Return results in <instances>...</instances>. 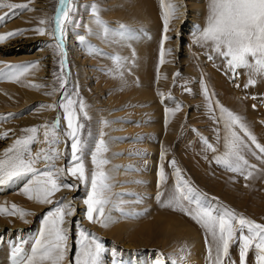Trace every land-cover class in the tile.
<instances>
[{"label":"rangeland","instance_id":"obj_1","mask_svg":"<svg viewBox=\"0 0 264 264\" xmlns=\"http://www.w3.org/2000/svg\"><path fill=\"white\" fill-rule=\"evenodd\" d=\"M36 1L0 0V3L28 4L29 8L33 9L31 11L0 9V16L9 13L6 22L0 24V35L14 31L23 32L21 35L0 42V72L7 71L6 65L27 66L33 63L38 65L29 69L16 82L6 78L0 79V118H4L0 119V128L4 130L3 137L6 135L5 139L9 138V141L12 140L14 143L15 139L30 135L24 129L37 127L38 142L31 145L35 155L42 149L45 151L49 149V145L44 142L45 128L41 126H49L50 131L51 125L59 117L61 157L55 161V167L62 169L72 167L75 162L71 160V139L63 134L67 131V121L59 104L64 99L65 93L77 102L83 100L88 118L79 111L78 103L75 109L79 122L84 125L81 133V140L85 144L82 158L88 180L81 181L66 173L60 182L74 187L62 188L56 192L51 197L53 201L51 204H40L24 194L23 189L29 177H23L11 187L0 199V208L7 210L11 209L12 205H16L18 209L31 215L21 219L18 214H0V264H13V252L16 248L22 247L27 254H30L31 246L43 227L46 214L59 202L71 203L75 209L72 216L66 217L64 225L69 236V252L64 264H74V257L79 254L81 229L86 230L103 245L105 251L102 255V264H137L135 260L139 261L141 258L148 259L153 264H158V260L167 264H189L185 257L178 253L180 249L174 248L176 241L173 238L160 232L153 233L158 212L171 214L174 219L190 218L189 215L171 207H157L163 192V186L159 182V168L163 167L166 177L173 179L174 188L176 175L171 164L173 160L176 161V167L180 169L182 178L203 194L207 204L218 211L228 209L238 216L264 224V179L252 177L246 180L243 175L226 170L216 163V154L210 150L206 151L203 143V138H207L217 148V154L222 155L225 152L227 130L224 127V120L220 119L219 106H222L241 117L242 123L256 137V141L264 146V98L258 95L256 83L244 84L245 79L252 78L255 74L248 68L230 67L226 58L219 56L209 47L197 43L199 32L206 27L210 0H168L166 3L176 5L179 11L175 18L170 20L167 33L164 31L163 14L155 17L159 20L154 19L156 21L154 26H147L141 22L134 24L129 21L131 15L129 8L120 7V0L116 4L120 12L111 19L112 21L105 14L102 15L104 20L102 18L101 20L110 30L107 38L102 35V26L96 23L92 13L94 3L91 1L94 0H89L92 3L91 7L84 8L82 1L85 0H73L75 11L70 14L71 23L66 25L64 45L67 51V47L73 42L76 55L74 54L70 65H66L63 72L59 64L62 57L58 50L50 47L56 43L51 30L59 0H47L44 8L36 7ZM98 1L102 2V0ZM124 3L126 4L127 1ZM42 19L48 23L41 25L39 21ZM120 25L131 30V38L122 39L118 35ZM38 27H44L46 33L40 35L34 31ZM165 35L168 37L167 40H164ZM81 36L84 37L83 42L80 40ZM161 44H163L164 57L172 59L170 66L174 67L173 72L161 73L162 66L166 64L165 62H169L164 60L165 62L157 67L151 86H137L136 90L144 88L143 90L151 91L155 96V102L150 99L141 101L143 112L139 111L136 114L138 124L135 127L138 129H135V135L138 136L125 135L130 132L121 131V136L124 135L125 139L129 140L122 147L112 149L110 147V142L113 141L112 134L118 131L120 123L112 116L106 115L109 111V96L105 93L99 94L95 89V76L92 74L97 73L100 77L102 75L107 77L112 67L116 70L113 57L120 56L127 63L123 66L122 75L116 70L114 80L118 83L130 80L129 84L135 83L136 79L132 78L131 71L145 59L148 53L144 55L143 52L151 51L160 56ZM209 56L212 59H209ZM79 65L83 67V76ZM59 76H63L66 81L63 89L60 87ZM258 76L264 80V75ZM32 85L41 87L36 88ZM205 85L211 96L212 112L209 111V100L204 95ZM54 89L55 92L52 94ZM23 91L24 95L28 94L29 97L25 98ZM225 97L236 100L238 106L236 103L235 107L227 102ZM1 103L9 109L2 108ZM53 104L57 105L55 109L47 107ZM239 104L243 107V111L239 110L242 108ZM145 105L154 108L156 106L158 114L160 111L164 113L165 110L171 109L173 116H170L168 123L163 120L159 125V122L158 124L156 122L159 117L150 118L149 108ZM177 105L182 107L179 111H174ZM150 108L153 111L152 107ZM97 110L105 113L103 118L98 116ZM129 111L128 107L124 112ZM248 116L251 118L249 119ZM154 121L155 128L151 126ZM126 122L132 121L127 119ZM98 126L103 129L99 135ZM234 130L238 135L240 134L245 145L243 155L249 164L256 165L253 171H256L260 165H263L264 171V162L258 158L264 154L259 152L238 126ZM102 133L104 134L101 135ZM120 133L118 131L117 134ZM101 139L107 147V151L101 157L107 161L103 171L108 176L109 184L107 203L104 205V216L110 218L107 227L87 219L85 204L91 193V176L96 170L92 162V154L95 153ZM121 149L125 150L120 152ZM153 150L156 156L152 155ZM204 154L206 157L203 156ZM151 156L156 157L155 166H151ZM201 160L205 161L204 166L201 165ZM35 167L44 170L47 165L41 160ZM149 169L155 175L154 191L147 190L149 184L147 178L152 173ZM199 176L204 177L205 184ZM156 207L159 210H155ZM168 226L166 225V228ZM204 240V246H207V240ZM238 260H240L239 243L234 240L230 246L229 258H225L224 264H232V262L239 264ZM253 262L257 264V253L254 248L246 257V264Z\"/></svg>","mask_w":264,"mask_h":264},{"label":"snow or ice","instance_id":"obj_2","mask_svg":"<svg viewBox=\"0 0 264 264\" xmlns=\"http://www.w3.org/2000/svg\"><path fill=\"white\" fill-rule=\"evenodd\" d=\"M161 5L163 8L164 31L167 33L170 20L175 18L179 9L174 4H166L165 0H161ZM4 8L33 10L29 8L28 4L0 3V9ZM74 11L73 0H59V7L56 9V15L53 18L54 26L51 32L56 43L50 45V47L58 50L59 55L62 57L59 61L62 72L67 64L64 34L66 25L71 23L70 14ZM92 13L96 23L102 26V35L107 38L110 30L100 19L96 6L92 7ZM14 14L13 12L12 15ZM8 16L9 13L7 12L0 16V24L5 23ZM39 23L44 25L48 22L42 19ZM34 31L40 35L46 33L44 27H38ZM21 34L23 32L14 31L6 35H0V42ZM118 35L122 39H129L131 38V30L124 25H120ZM167 39L168 37L165 35L164 40ZM80 40L83 42L84 37L81 36ZM197 43L209 47L219 56L226 58L232 68L244 67L252 70L255 75H264V0H210L206 27L199 32ZM164 55L163 44H161L160 64L165 62ZM113 59L116 70L122 75L123 66L127 61L120 56H115ZM209 59H212V57L209 56ZM37 66L36 63L27 66L6 65L7 71L0 72V79L6 78L9 81L16 82L29 69ZM109 74L113 73L109 72ZM58 79L60 80V87L65 88L66 81L64 77L59 76ZM249 82L255 83L252 79ZM32 86L41 87L40 85ZM54 92L55 89L52 94ZM204 95L209 100V111L212 112L213 105L206 85ZM77 103L79 104V111L83 113L85 118H88L83 100L77 102L65 93L64 99L59 104L67 121V131L63 134L71 139V160L75 162L74 166L66 169L55 167V161L61 157L59 145L62 143L60 139V119L58 117L51 125L50 131L48 130L49 126H41L45 128L43 136L44 142L49 145L47 151L42 149L33 155L31 145L38 142L39 129L37 127L24 129L30 135L15 139L14 143L4 151L3 158H0V185L29 177L23 189L24 194L30 200L34 199L40 204H51L53 203L51 197L56 192L62 188L74 187V185L60 182L66 173L81 181L88 180L82 158L85 144L81 140V133L84 125L79 122L77 116L75 109ZM216 103L218 105V102ZM47 107L55 109L57 105L53 104ZM181 107V105H177L174 111H179ZM219 110L221 113L220 119L224 120V127L228 132V135L225 136L226 150L222 155L217 154V148L207 138H203L205 150H210L216 154V163L226 170L241 174L246 180L251 179L256 165L249 164V161L243 155L245 145L234 128L238 126L261 154H264V146L256 141V137L242 123L241 117L222 106H219ZM0 138H7V136ZM105 151H107V147L101 139L95 153L92 154V162L96 170L91 176V193L85 200V204L87 205V219L90 222L100 223L102 226L107 227L110 218L104 216V205L107 203L109 184L107 182L108 176L103 171V166L107 161L101 158ZM258 158L264 162V155ZM41 160L47 165L44 170L35 167ZM171 164L175 169L176 183L164 206L189 215L205 230L206 239L208 236L211 237L208 247L210 264H224L225 258H229L230 246L234 240L239 243V264H246L248 252L253 248L257 253V264H264V224L238 216L234 211L228 209L218 211L215 207L207 204L203 199V194L199 193L182 178L180 169L176 167V161H171ZM166 180V174L163 167H161L159 182L163 185ZM74 212L75 209L71 203L59 202L54 209L46 214L43 227L31 246L30 254H27L22 247L16 248L13 252V264H64L69 252L68 230L64 225L66 217L72 216ZM0 214H18L21 219L31 215L29 212L18 209L16 205H12L11 209L7 210L0 208ZM104 251L103 245L95 237L90 236L86 230L81 229L80 251L74 257V264H102Z\"/></svg>","mask_w":264,"mask_h":264},{"label":"bare ground","instance_id":"obj_3","mask_svg":"<svg viewBox=\"0 0 264 264\" xmlns=\"http://www.w3.org/2000/svg\"><path fill=\"white\" fill-rule=\"evenodd\" d=\"M46 1L47 0H37L36 1V4H37L36 7H38V8H44V6L46 4ZM124 1H127V3L125 4ZM128 1H130L129 4H128ZM167 1L168 0H165V3ZM82 2H83L82 3V8H84L86 6L91 7L92 6L91 4L94 3V6L97 7V10H98L100 19L102 18L103 20H104V16H102L103 14H105L106 17L107 18H110V20H111V19H114V16L118 15L117 13L120 12L119 10H117L119 7L117 8V6H116V4H118V2H120V0H102V2L101 1H98V0H94V2L91 1L92 3L89 2V0H85V1H82ZM120 7H122L123 9H124V7L125 8H127V7L129 8L130 14H131V15H129V21L130 22H133L134 24L141 22L142 24L147 25V26H152V25L154 26V24H155L154 22H156V21H154L155 17L157 15L163 14V8H162V5H161V0H121ZM155 20H159V19H155ZM126 25H127V23H126ZM73 45L74 44L72 42L69 45V47H67V51H66L67 64L66 65H70L71 58L75 54V50H74V46ZM118 45H120V44H118ZM143 54L144 55L147 54L146 57H145V59L143 60V62L141 64L139 63V65H137V68H134L131 71L132 78L133 79H136V82L135 83L129 84L128 82H130L131 80L130 81H127V82H122V83L120 81L118 83L117 80H114L113 77H114V75L116 73V70L114 69V67H112L110 69V71H109V72H112L113 74H109L107 77L106 76L104 77L103 75L100 77V76L97 75V73H95L96 75L95 74H92L93 76H95V79H94L95 80V83H96L95 86H94L95 89L99 92V94H104L105 93L106 95L109 96L108 97L109 111L106 112V115L107 116H112L115 119L116 122H119L120 123L119 124L120 126H118L119 133L121 131L122 132L123 131L130 132V133H126L125 135H128L129 134V135H132V136H138V135H135L136 134L135 133V131H136L135 129H138L137 127H135L136 124H138L136 122L137 119H138V117H137L138 115H136V114H138L139 111H141L140 113L143 112V110H141V105H140L141 104V101L150 99L151 101H153V103L155 102V96L152 95L151 91L143 90L144 88L141 89V90H136V88H137L138 85H140V86L142 85L143 87H149V86L152 85V82H153V80L155 78V72L157 71V67L159 65H161L160 64V56H157L158 54H154V52L152 53L151 51H149V52L145 51V52H143ZM124 55H125V53H124ZM128 57H129V55H128ZM129 59L131 60V58H129ZM164 60H167L169 62H165L166 64L164 66H162L161 73L173 72L174 67L170 66V64L172 62V59H170V58H167L166 59L165 58ZM128 62H130V61H128ZM77 63L78 64H81V62H79V61H77ZM79 66H80L79 67L80 68V73L83 76V72H82V68L83 67L81 65H79ZM70 69H71V67H70ZM124 75H125V73H124ZM250 79H252V80L255 81V83H256L255 85H256V88L258 90V95L261 98H264V80L260 79V76H258V75H252V78H247V79L244 80V84L245 83H250L249 82ZM127 92H129V94L126 96V93ZM24 94L25 93L23 91V95ZM2 96H4V95H2ZM24 97L27 98L29 96L27 94V95H24ZM225 100L227 102L233 104V105H235V103H236V100H233L230 97H225ZM153 103L151 105H153ZM1 105L3 106L2 108H5L6 110L9 109L4 104L1 103ZM236 105H237V103H236ZM236 105H235V107H236ZM240 105L241 104H239V106ZM95 106H96V104H95ZM145 106H146V108H149L148 109V113L151 115L150 118L153 119V118H158L159 117L157 120L154 119V120H156L157 124L159 122V125H160V123H163V120H165L166 123L169 122L170 116L172 115V112H173L171 109L165 110L164 113L162 111H160L159 114H158L157 111H156L157 110V107L156 106H155V108L153 106H147V105H145ZM128 107L130 108V111L127 112V113H125L124 111ZM150 107H152V110L153 111H151V108ZM241 107L242 106H240V108ZM247 107H249V106H247ZM230 109L233 110V108H230ZM170 110H171V112H170ZM239 110L240 111H243L244 109L242 107ZM97 112H98V116L99 117H102V118L104 117L105 113L103 111L97 110ZM261 113H263L262 110H261ZM140 117H142V116H140ZM248 118L250 119L251 117L248 116ZM127 119H131L132 122H126ZM151 124H152L151 126L152 127L154 126V128H155V126H156L155 121L152 122ZM97 128H98L97 131H98V135H99L100 132H103L102 131L103 129H100L99 126ZM155 130H157V128ZM171 130L172 129L170 128L169 131H171ZM3 131L4 130L2 128H0V137H3V135H4ZM118 131L116 133L112 134L113 141L110 142V147L112 149H115V148H118V147H122L123 145H125L127 143L126 141L129 140V139H125V136L124 135L121 136L122 135L121 133H120V135H118L117 134ZM111 133H112V131H111ZM103 134L104 133H102L101 135H103ZM227 135H228V132H227ZM127 138H129V137H127ZM131 139H133V138H131ZM141 139H142V137H141ZM217 139H218V137H217ZM12 144H13V141L12 140L9 141V138L8 139L0 138V158H3L4 151L6 149H8ZM123 150H125V149H121L120 152L121 151L123 152ZM118 151H119V149H117V152ZM152 155L156 156L155 150H153ZM203 156H205V154ZM155 158L156 157L151 156V158H150L151 161H152L151 162V164H152L151 166H153V165L155 166L156 165ZM204 163H205V161L204 160H201V165L202 166H204ZM157 168H159V167L157 166ZM262 168H263V165L258 166L257 167V170L256 171H253V177L264 179V171H263ZM159 171H160V168H159ZM164 172H165V169H164ZM152 173H153V175H152ZM152 173L147 178V180H149L148 181L149 184L147 186V190H153L154 191V186H155L154 184L156 182L154 181V177H155L154 172H152ZM199 178L201 179L202 183L205 184L204 177H200L199 176ZM214 181H213V185H215L214 184ZM17 182H20V179L19 180H15V181L10 182V183H7L5 185H0V199L3 198L4 194L9 189H11V187H13L15 184H17ZM172 182H173V179L167 178L166 183H164L163 185H161V186H163V192H162L163 195L160 196V198L158 200V203H157V207H159V208H161V207L162 208H167L164 205H165V203H166V201L168 199L169 193L173 190V187H172V184L173 183ZM206 182H207V180H206ZM210 182H212V180ZM213 185H212V187H213ZM216 188L217 187H215V189ZM229 202L231 204V201H229ZM157 207H156L155 210H159V208H157ZM170 215L171 214H168V213H165V212H158V215H156L157 216L156 217L157 218V221H156V219H154L157 222L156 223V226L154 228L156 231L153 230V233L160 232V233L165 234L166 236H169V237L173 238L176 241L174 248L180 249L179 250L180 252H178V253L181 254L182 256H184L185 259H186V261L189 264H210V261H209V259L207 260V257H208V247H209V244L211 242V237L208 236L207 239H206L205 230L199 224H197L193 219H191V217L188 218V219H185V220H183L184 218L180 220V219H174ZM166 225H169L168 228H166ZM173 225L176 227V229H174V226ZM202 235H205V237L203 238ZM204 239L207 240V242H206V243H208L207 246H204L205 245V240ZM135 262L137 264H153V262H151V261H149L148 259H145V258H141L139 261H136L135 260ZM157 263L158 264H167V262H164V261H161L160 262L159 260L157 261ZM253 264H254V262H253Z\"/></svg>","mask_w":264,"mask_h":264}]
</instances>
